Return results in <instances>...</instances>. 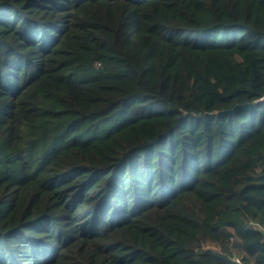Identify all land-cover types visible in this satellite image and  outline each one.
I'll use <instances>...</instances> for the list:
<instances>
[{
    "label": "trees",
    "instance_id": "16d2710c",
    "mask_svg": "<svg viewBox=\"0 0 264 264\" xmlns=\"http://www.w3.org/2000/svg\"><path fill=\"white\" fill-rule=\"evenodd\" d=\"M0 264H264V0H0Z\"/></svg>",
    "mask_w": 264,
    "mask_h": 264
},
{
    "label": "rangeland",
    "instance_id": "374dc122",
    "mask_svg": "<svg viewBox=\"0 0 264 264\" xmlns=\"http://www.w3.org/2000/svg\"><path fill=\"white\" fill-rule=\"evenodd\" d=\"M208 247H212V245L210 243L207 244Z\"/></svg>",
    "mask_w": 264,
    "mask_h": 264
},
{
    "label": "built area",
    "instance_id": "2783aa9c",
    "mask_svg": "<svg viewBox=\"0 0 264 264\" xmlns=\"http://www.w3.org/2000/svg\"><path fill=\"white\" fill-rule=\"evenodd\" d=\"M235 261H236L237 263H240L239 259H236Z\"/></svg>",
    "mask_w": 264,
    "mask_h": 264
}]
</instances>
